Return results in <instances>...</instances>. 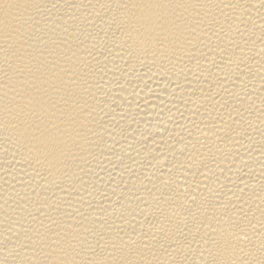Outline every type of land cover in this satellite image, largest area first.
<instances>
[{
  "label": "bare ground",
  "instance_id": "bare-ground-1",
  "mask_svg": "<svg viewBox=\"0 0 264 264\" xmlns=\"http://www.w3.org/2000/svg\"><path fill=\"white\" fill-rule=\"evenodd\" d=\"M0 264H264V0H0Z\"/></svg>",
  "mask_w": 264,
  "mask_h": 264
}]
</instances>
